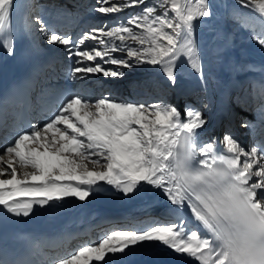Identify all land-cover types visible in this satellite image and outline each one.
I'll return each instance as SVG.
<instances>
[{
    "label": "snow or ice",
    "instance_id": "6c2138e0",
    "mask_svg": "<svg viewBox=\"0 0 264 264\" xmlns=\"http://www.w3.org/2000/svg\"><path fill=\"white\" fill-rule=\"evenodd\" d=\"M240 2L253 4L264 15V0ZM13 5L14 0H0V47L8 55L16 51ZM134 7L139 11L126 19L76 37L49 30L39 17L35 23L50 46H63L67 57L74 60L69 72L72 80L89 74L123 78V69L151 65L174 85V70L182 57L202 73L194 29L198 19L213 15L209 0H99L94 11L108 15ZM256 39L264 46V37ZM206 123L201 111L187 109L182 114L165 102L146 104L111 95L93 98L62 92L58 107L42 126L21 125L14 138L0 147V177H7L0 178V206L13 216L29 217L34 206L50 207L68 197L86 201L101 182L125 197L151 186L172 206L171 219L155 220L141 228L113 229L53 264H117L115 257L126 256L143 244L182 256L186 264H233L236 249L230 259L219 244L221 221L228 215L225 200L208 202L182 186L169 169V149L180 130L187 129L198 141L202 167L208 166L209 155L226 158L262 230L264 163L260 153L264 149L246 151L231 135H224L226 153L218 152L213 142H200L198 132Z\"/></svg>",
    "mask_w": 264,
    "mask_h": 264
},
{
    "label": "bare ground",
    "instance_id": "6f19581e",
    "mask_svg": "<svg viewBox=\"0 0 264 264\" xmlns=\"http://www.w3.org/2000/svg\"><path fill=\"white\" fill-rule=\"evenodd\" d=\"M181 2H183V0H181ZM98 3L99 0H14L12 11L13 14L18 15L19 21L21 20L22 22L23 29L28 37V45L33 51L48 55L52 60H56V66L59 67V69H63L66 74L65 79L76 86V93L89 96L87 93L93 91V93L90 94L93 98L97 97V94L99 97L102 95H111L118 99L123 98L124 101L139 103L143 102L144 98L149 94L154 93L157 86L153 83L150 86L147 85L143 92H137L139 88L138 82H146L149 78H153L149 73H156L155 76L159 77V79L163 78L165 80V83L163 84L165 91L172 93L174 96V98H168V103L177 107L182 114L185 113L187 109L202 112L203 118L207 120V123L198 132L200 142H213L216 145L218 152L226 153L223 140H211L214 132H211L210 130L215 126L221 130L222 127L220 129V123L223 120L224 113L229 108L234 111L236 104H239V102L245 105V107L250 108L264 98V65L260 64L257 66L255 63L248 67V63L251 62L253 57L248 58L245 61L244 58L243 60L241 58L242 64H240L242 69L250 68V76H247L246 79L243 78V80H240V77L245 76L244 74L239 73L240 71L237 72L239 77H235V73L230 75L234 69V63L238 64L239 62V53H241V51L246 52L247 50L252 53L253 50L257 48L255 44L259 45L258 40L254 38V40H252L253 43L252 41H249L246 44H241L237 39H232L231 37L230 32L232 28L230 29V27H232V25L229 23V28L226 29L228 32L226 30H220L221 27L219 25L221 24H219V20L212 15L208 19H198L194 29V39L197 42L198 52L201 57L202 73L195 72L187 63L186 58L182 57L174 70L176 77L174 85L170 83L163 74L159 73L157 67L151 65H146V70L142 69L143 65L132 68L134 73H146L136 79L125 77L131 74L125 75L123 78H112L113 81L124 80L118 85V90L117 88L114 89L113 87H108L109 85L106 86L101 82H96V79H92L89 75L85 79L72 80L68 76V71L72 68L74 60L67 57V53L64 51L63 46H50L47 43L46 35L38 30L39 25L35 23L36 18L39 17L47 26L53 21L60 22L64 20L65 16L56 12L54 9L55 6L49 7L52 4H57L59 7L71 11L72 15L69 16V23L74 26L78 25L79 31L84 32L94 27L111 26L118 20L126 19V13L132 12L135 8H138H128L117 14L104 15L98 14L94 11V8L98 6ZM89 4H91L92 10H90L91 12H86L84 5L89 6ZM168 7L170 8V5ZM240 20L242 22L238 21L239 23L237 22V25H242V23L245 24L249 19L240 17ZM221 21L222 20H220V22ZM29 25H32L30 30L28 27ZM222 28L224 29V27ZM214 29L217 32L219 31V33L221 32L219 34V37H221L220 39L215 38L216 32H214ZM263 31L258 30L254 34L257 35V37H264ZM236 34L237 33H235V35ZM224 36L226 44L227 42H230V44L237 49L236 51H230L236 59L234 63H231L232 65L228 62V58H225V63L223 59L224 57L220 55L225 49V44L222 41ZM86 43L90 45L92 42ZM227 45L229 46V44ZM238 46H240V49H238ZM221 49H223V51L220 53ZM213 65L214 67H212ZM134 75L135 74H133L132 77ZM213 78L216 80L214 79V81H212ZM151 79L149 80L151 81ZM159 79L157 78V80ZM211 81L213 82L212 85L210 83ZM131 90L137 94L128 98V93H126V91ZM227 94L234 97L230 102L225 99ZM239 94H241V96ZM202 99H205V103L200 101ZM252 117L254 118L253 121H255V127L251 132L252 141L253 143L261 144V148L264 149V105L260 109L256 108ZM183 118L182 115V119ZM39 123L40 126H42V121H39ZM16 131L17 129L15 126H12L8 131H4L0 138V147L10 142L14 138ZM241 146L244 147L246 151L251 150L246 144ZM260 162L264 163V152L260 153ZM89 168H92L91 164H89ZM65 200L75 206L81 207L85 217L99 216L102 218H119L120 220L116 221L115 225L111 227L110 232L113 229L119 230L132 227H145L148 224L153 223L155 220H168L167 218L162 217V214L166 211L172 210V206L167 201L166 197L159 190L152 189L151 186H149L146 192L131 197H125L110 186L104 185V183L101 182L100 186L94 190L93 194L86 201H79L74 197H68L65 198ZM73 244L75 245V243ZM157 247L158 245L143 244L133 248L127 255ZM167 255V258H169L167 264L186 263L185 258L182 256L170 253ZM123 257L125 256H117L114 259L118 260ZM56 260H53L52 262Z\"/></svg>",
    "mask_w": 264,
    "mask_h": 264
},
{
    "label": "clouds",
    "instance_id": "9594fccd",
    "mask_svg": "<svg viewBox=\"0 0 264 264\" xmlns=\"http://www.w3.org/2000/svg\"><path fill=\"white\" fill-rule=\"evenodd\" d=\"M169 150V169L182 186L186 185L208 202L225 200L228 215L226 221H221L219 244L230 259H233V247L236 249L233 264H264V230L259 227L255 210L239 191L235 171L227 159L212 154L208 156V166L202 167L198 141L187 129L180 130Z\"/></svg>",
    "mask_w": 264,
    "mask_h": 264
},
{
    "label": "rangeland",
    "instance_id": "374dc122",
    "mask_svg": "<svg viewBox=\"0 0 264 264\" xmlns=\"http://www.w3.org/2000/svg\"><path fill=\"white\" fill-rule=\"evenodd\" d=\"M209 2H210V5H211L210 7L213 10L212 12H213L214 18L218 19L219 20V24H221V25H219L221 27L220 30L221 29L222 30H226L227 28H229V23H230L232 25V27H230V29L232 28L231 29V32H230L232 39H237L241 44H246L249 41L254 40V38L257 37V35H255L254 33L257 32L258 30L259 31H263V29H264V16H262L261 14H259L257 12V10H256V8H255V6L253 4L249 3L246 6L244 3H241L240 0H209ZM84 6H85V9H86L85 10L86 12H91L90 11V10H92L91 9V4H89V6L88 5H84ZM131 10H133V9H131ZM133 11H139V8H135ZM254 12L257 14V16L255 15ZM130 13L131 12L126 13V18H127V16ZM239 16L240 17H243L245 19L248 18L249 19L248 22H246L245 24L242 23V25L241 24L240 25H237V22L238 21H241ZM205 19H208V18H205ZM220 20H222V21L220 22ZM104 22H106V21H104ZM222 27H224V29ZM226 31L228 32V30H226ZM214 32H216V35H217V36L215 35V38L216 39L217 38L220 39L221 37H219V34L221 32L219 33V31L217 32V31H215V29H214ZM235 33H237V34L235 35ZM225 36H224V38L222 40L224 42V44H225V49H224V51H223V49H221L220 50V53L222 51L223 52L221 54L220 53L219 54L224 57L223 59H224L225 63H226V59L225 58H228V62L230 63V65H232L231 63H234L236 61V59H235L234 55H232L230 53V51H232V50L236 51L237 49H235V47H233L230 44V42H227V44H229V46L226 44ZM252 43H253V41H252ZM255 46H257V48L254 49L252 53H250L249 50L246 51L248 54L245 51H241V53H239V55H240V56H238L239 57V59H238L239 62H238V64H235L234 63V67H233L234 69L232 70V72L230 73V75H232V74L235 73L234 74L235 77H239L237 75V72L240 71L239 73L245 75L243 77H240V80H243V78L246 79L247 76H250V73H251L250 70H249L250 68L249 69L245 68L247 70L241 68V65H240V64H242L241 58H242V60L244 58V61H245L246 59L253 57L251 59V62L248 63V67L251 64H255V63H256L257 66H259L260 64L264 65V46L256 45V44H255ZM238 49H240V46H238ZM241 50H242V48H241ZM212 64H214V63H212ZM212 67H214V65ZM142 69L143 70H146V65H143V68ZM123 71H127L128 74H131V75L125 76V77H132L133 74H135V75H143V74H146V73H143V74L134 73L132 69H129V70L128 69H124ZM254 73H255V71H254ZM155 74H151V75H153V78H154V79L153 78L151 79V82L152 83H155L157 85V87L154 90V94L151 93L152 97L149 96V97L146 98V99H148V103L146 102V104H149L150 102L152 103V98L153 97H157V96L162 95L161 91H159L160 89L159 90L157 89V88H159L157 81H159V80L160 81H163V80H162V78L159 79V77L155 76ZM92 77L94 79H96V80H99V79L103 78V76L101 74H98V76H97V74L96 75L94 74V76H92ZM157 78L159 80H157ZM134 79H136V78H134ZM214 79L215 78H213L212 81H214ZM212 81L210 82L211 85L213 84ZM151 82H150V84H151ZM164 83H165V81H164ZM102 84H104L106 86L109 85L108 87L111 86V84H107V82L106 83H102ZM170 94H172V93H170ZM171 96L169 94H166L165 95L166 98L171 97ZM97 97H99L98 94H97ZM143 102H144V100H143ZM168 104H170V103H168ZM263 105H264V98H262V100L258 101L257 104H255L252 107H255L256 106L255 108L260 109L261 107H263Z\"/></svg>",
    "mask_w": 264,
    "mask_h": 264
}]
</instances>
